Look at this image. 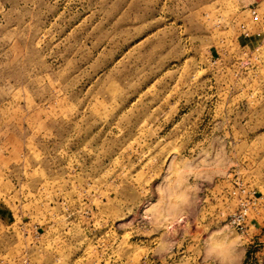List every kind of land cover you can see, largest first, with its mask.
Here are the masks:
<instances>
[{"label":"rangeland","instance_id":"374dc122","mask_svg":"<svg viewBox=\"0 0 264 264\" xmlns=\"http://www.w3.org/2000/svg\"><path fill=\"white\" fill-rule=\"evenodd\" d=\"M0 264H264V0H0Z\"/></svg>","mask_w":264,"mask_h":264},{"label":"built area","instance_id":"2783aa9c","mask_svg":"<svg viewBox=\"0 0 264 264\" xmlns=\"http://www.w3.org/2000/svg\"><path fill=\"white\" fill-rule=\"evenodd\" d=\"M250 15L254 21H259L260 15L256 8L250 9ZM239 32L245 39L252 38V30L248 24H241ZM256 36L261 37V32H257ZM248 218L249 207L247 206V202H241V208L231 216L230 225L237 230L245 231L248 227Z\"/></svg>","mask_w":264,"mask_h":264}]
</instances>
